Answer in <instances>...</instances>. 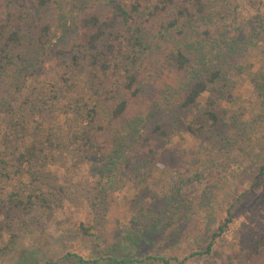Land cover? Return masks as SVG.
<instances>
[{"label": "trees", "instance_id": "16d2710c", "mask_svg": "<svg viewBox=\"0 0 264 264\" xmlns=\"http://www.w3.org/2000/svg\"><path fill=\"white\" fill-rule=\"evenodd\" d=\"M226 1L71 0L66 10L61 0H0V118H8L12 138L19 139L22 132L23 139L14 161L2 162L3 175L28 183L7 191L0 205V230H27L36 206L53 209L36 167L50 158L54 134L27 130L25 120L16 116L15 101L30 75L45 67L54 53L70 52L72 65L87 73L90 100L83 103L80 139L101 159L96 202L113 203L128 181L137 183L138 194L146 192L156 163L170 159L165 144L178 126L197 139L217 137V128L228 123L237 102L231 72L244 67L240 61L248 56L252 40L264 42V17L253 31L245 32L241 25L224 22L229 13ZM254 86V100L257 105L260 100L264 111V64ZM237 122L235 118L230 123ZM1 135L0 130V143ZM263 173L264 164L258 175ZM213 182L217 190V178ZM180 184L172 191L176 195L162 196L164 208L159 212L134 206L135 228L118 238L92 231L94 226L88 228L84 222L75 226L77 242L87 254L75 248L51 261L48 245L38 239L21 248L16 244L17 263L187 264L209 254L228 228L229 215L202 250L188 247L184 255L141 251L142 231L169 217L184 215L186 232L200 231L201 226L190 221L188 201L179 197ZM173 207L181 214L171 212ZM172 213L178 216L172 218ZM262 243L264 238L257 240L254 249ZM2 253L0 249V257Z\"/></svg>", "mask_w": 264, "mask_h": 264}, {"label": "rangeland", "instance_id": "374dc122", "mask_svg": "<svg viewBox=\"0 0 264 264\" xmlns=\"http://www.w3.org/2000/svg\"><path fill=\"white\" fill-rule=\"evenodd\" d=\"M61 2L66 10L71 4V0ZM226 2L229 13L224 22L241 25L245 32L253 31L264 17V0ZM74 36V33L70 34L69 39ZM65 47L69 49L70 45ZM247 63L253 66L249 67ZM240 64L244 67L231 72L237 82V102L231 106L232 117L228 123L217 128L214 135L217 137L197 139L182 125L178 126L165 144L170 159H160L156 163L147 191L138 194L137 183L128 181L116 192L113 203H105L94 199L101 159L80 139L83 103L90 100L87 73L72 65L70 52L54 53L45 67L30 75L15 101L16 116L25 120L27 130L39 128L42 133L54 134L55 145L50 149V158L36 167L53 209L47 211L36 206L27 230H0V249L3 251L0 264H18L16 244L21 248L38 239L48 245L51 261L75 248L87 254L77 242L75 226L84 222L88 228L94 226L92 231L118 238L128 229L135 228L132 224L134 206L142 204L155 213L159 212L164 208L162 196L176 195L177 192L172 191L178 189L179 183V197L188 201L190 221L201 226L200 231L187 233L184 215L176 220L169 217L156 228L142 231L140 247L144 254L184 255L185 249L193 246L202 250L229 215L231 222L216 238L211 253L189 259L187 264H264V243L257 244L254 249L256 241L264 238V173L258 175L264 164V111L260 100L259 105L254 100L258 69L264 64V42L252 40L248 56ZM235 118H238V125L230 123ZM0 130L1 205L9 189L28 183L3 175L2 162L11 164L14 161L22 147V132L18 134L19 139L12 138L5 117L0 118ZM157 149L162 150L159 145ZM179 177H183V182H179ZM216 178L220 186L217 190L211 187ZM174 211L181 214L175 207L171 209ZM178 215L172 213V218ZM1 220L0 213V223ZM15 234L20 237H14ZM252 252L255 254L250 257ZM170 264L179 263L172 261Z\"/></svg>", "mask_w": 264, "mask_h": 264}]
</instances>
